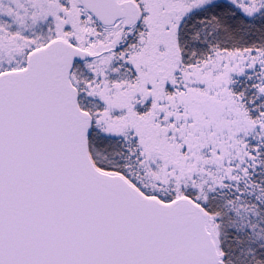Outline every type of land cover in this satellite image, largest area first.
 <instances>
[{
  "label": "snow or ice",
  "instance_id": "6c2138e0",
  "mask_svg": "<svg viewBox=\"0 0 264 264\" xmlns=\"http://www.w3.org/2000/svg\"><path fill=\"white\" fill-rule=\"evenodd\" d=\"M0 264H264V0H0Z\"/></svg>",
  "mask_w": 264,
  "mask_h": 264
}]
</instances>
